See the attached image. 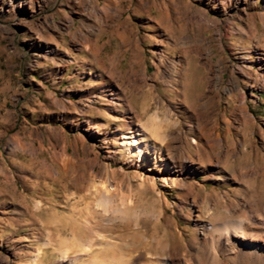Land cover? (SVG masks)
Returning a JSON list of instances; mask_svg holds the SVG:
<instances>
[{
  "label": "rangeland",
  "instance_id": "obj_1",
  "mask_svg": "<svg viewBox=\"0 0 264 264\" xmlns=\"http://www.w3.org/2000/svg\"><path fill=\"white\" fill-rule=\"evenodd\" d=\"M262 76L264 0H0V264H232L203 226L264 219Z\"/></svg>",
  "mask_w": 264,
  "mask_h": 264
},
{
  "label": "bare ground",
  "instance_id": "obj_2",
  "mask_svg": "<svg viewBox=\"0 0 264 264\" xmlns=\"http://www.w3.org/2000/svg\"><path fill=\"white\" fill-rule=\"evenodd\" d=\"M261 79L262 80L258 83L262 86V88H264V76H262ZM242 100V103L244 105V99ZM123 139L125 140L124 147L128 152V156L136 158L146 157L147 155L162 157L163 142L166 139V135L161 131L160 124L156 120V117H151L146 123L140 126V130H138V133L134 132L130 136L126 135ZM172 161L175 165H179L181 163L187 164L190 162L189 158L181 156L172 157ZM165 183L167 186L169 185V182L165 181ZM109 200V195L105 193L103 197H101L100 202L102 203V205H105V203H107ZM247 206L248 205H246V203L244 202L232 204L227 209V213L229 214L227 223L225 222L223 224L219 220L220 222H216L214 223V225L210 224L208 226H203L204 233L208 229L210 230V232H212L213 237L217 235L219 236L217 244L218 250L228 253L232 264H253L257 262L263 263L264 261V219L260 218V216L257 217L258 215H248L246 213ZM127 211H124V213H129ZM248 212H251V210ZM255 224H258L262 227V230L260 232H253L255 229L258 230L257 227H254ZM241 238L259 242L260 246H256L251 243H242L240 241ZM210 239H212L213 242L215 241L212 237H207L206 241L208 242L210 241ZM82 250L83 254H81L83 255V257H85L90 256L93 249L91 250V248L86 244L84 246V249L82 248ZM67 256L68 255H64L65 258ZM78 259L79 257L76 256V258H73L71 260V263L77 264L79 261ZM105 263L121 264V261L116 258H110ZM217 263L222 264V261L217 259ZM162 264L171 263L164 262Z\"/></svg>",
  "mask_w": 264,
  "mask_h": 264
}]
</instances>
